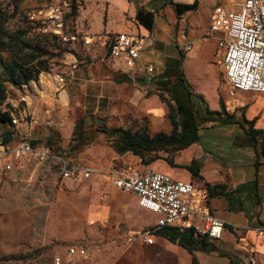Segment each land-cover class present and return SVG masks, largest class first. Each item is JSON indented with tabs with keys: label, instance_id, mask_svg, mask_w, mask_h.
<instances>
[{
	"label": "crops",
	"instance_id": "1",
	"mask_svg": "<svg viewBox=\"0 0 264 264\" xmlns=\"http://www.w3.org/2000/svg\"><path fill=\"white\" fill-rule=\"evenodd\" d=\"M116 2L118 4L115 7L119 9L130 8L133 18L138 8L146 4L143 0L135 3L132 1L131 4L125 0H122V3ZM221 2L222 0L219 3ZM150 11L154 12V10ZM27 24L33 26L29 22ZM33 31L38 32L40 40L30 41L27 34L24 40L32 43L33 47L39 46L55 56L42 57L48 66L49 73L42 72L38 76V81H30L27 84L26 93L21 88L14 87L25 95L26 103L20 104L19 101L15 102L8 98L6 105L11 108L10 119L20 117L16 114V108L26 105L27 107H23V113L26 116L33 115L42 118L43 123L47 124L45 120L50 118V112L46 111L47 115L43 113L44 104L42 102L48 101L39 98L42 93L41 83L45 81L47 94L52 84L61 89L56 95L58 94V101L64 106H68L70 98L77 97L78 94H81L84 100L92 99L95 102V106L92 107L93 114L107 118L109 121L107 125L109 123L114 125L125 113L133 117L139 113L149 116L151 127H157L161 122L164 123L165 109L156 95L148 94V85L155 81L164 82L171 77L168 68L171 64L170 47L161 45L152 35V30L148 31L140 27L139 32L134 34L145 40L141 63L154 66L155 77L151 81L136 71H130L121 61L109 58L114 62V69L112 67V71L107 70V74L101 72L96 75L92 64L79 65L77 58L80 57L77 52L71 51L70 48L69 51H58L47 43L52 40L51 36L43 34L39 28ZM116 33L133 34L124 32V29L110 34L104 46L106 56H108V39ZM82 38H87L86 40L89 41V44L85 45L93 42L90 37L80 36L81 41ZM184 38L186 39L185 36ZM209 40L212 43L214 57H216V42L210 38ZM44 43L46 45H43ZM75 43L70 42V45L73 46ZM184 52L180 51L179 54H184ZM2 57L4 61L10 62L11 56L6 52L2 53ZM216 58L219 59L221 66L219 56ZM58 60L61 67L67 71L66 76L71 79V83L64 87H59L55 82V77L50 75V71L52 72L53 67H56L55 61ZM46 76L51 78L53 83L50 79L46 82ZM1 77L0 71V79ZM75 81L78 82L75 83L77 87L74 84ZM177 82L178 80L175 83ZM198 91V95H206L201 88ZM211 93L212 103L208 110L219 112L222 104L224 111L228 116H232V119H229V122L214 125L215 127H208L209 129L206 130L198 125L199 140L196 143L171 155L160 153L161 157L165 155L159 159L162 162H156L158 161L156 160L151 166H158L162 170L160 172L173 179L193 181L207 191L210 188V192L208 191L209 209L224 224L220 239L207 240V245L194 247L192 253L179 245V239L171 240L191 228L194 229V236L197 239V232L202 223L201 219L196 217L188 223L190 227L179 225L164 229L155 236L152 245L138 241L129 242L130 237L153 226L158 220V215L140 207L136 196L117 190L113 186L112 177L121 174L133 165L137 168L151 166H141L140 159L129 152L121 154L114 151L111 160H107L101 170L92 174L88 180H83L79 184L63 182L71 191L60 198L63 199L60 203L48 210L39 225L42 227L41 235L33 240L38 258L43 262L48 261V264H55L56 259H59L60 264H105L106 261L109 264H249L245 257L246 254L252 253L256 258V264H264V94L239 92L231 98L224 82L221 84L219 79H215ZM29 95L32 97V102L28 104ZM252 101L254 104L250 105ZM173 104L175 105L174 102ZM246 121H254V123L249 125ZM35 122L32 124H28L27 121L21 122L17 127L12 126L10 122L0 124L2 130L0 136L4 141L8 136L10 139L8 142L16 143L23 135L18 127L25 125L26 130L31 133L34 126L39 125ZM113 128L115 127H108V129ZM250 129L255 131L254 136L248 133ZM27 140L41 145L37 140L28 138ZM43 146L50 147L55 155L65 158V153L49 145ZM167 156L173 160L174 166H170L164 160ZM60 160L55 156L46 164H36L31 160H23L20 164L13 162V168L6 172L0 171V176L7 175L3 184L10 188L17 180H26L29 166L47 165L50 167L60 165ZM192 163H194V168L199 169L198 177H194L188 169ZM122 165L130 166L122 168ZM62 201L67 203H62ZM42 206L38 207L41 208L40 211H46V207ZM105 244L114 246L116 250L112 254L97 252L95 255L88 254L84 258H71L68 254L70 247H95L94 245L104 246Z\"/></svg>",
	"mask_w": 264,
	"mask_h": 264
},
{
	"label": "rangeland",
	"instance_id": "2",
	"mask_svg": "<svg viewBox=\"0 0 264 264\" xmlns=\"http://www.w3.org/2000/svg\"><path fill=\"white\" fill-rule=\"evenodd\" d=\"M116 1L122 3V0H0V6L8 14L14 13L13 18L6 24V29L10 33L28 29V40L35 42L40 40V35L33 30L39 26L28 25L26 13L38 11L48 5L61 4L65 16V28L68 32L77 34L79 40L72 46L70 43H62L52 37V40L47 43L61 52L67 51L69 48L72 49L71 51L77 52L80 57L77 58L79 65L92 64L95 74L98 75L101 72L107 74V70L112 71V67L114 69V62L109 60L104 52L106 38L120 29L136 34L142 27L131 15L130 8L119 9L115 7L118 4ZM132 1L135 3L138 0H125L129 4ZM143 1L146 4L142 7L154 10L155 25L151 32L152 35L161 45L170 47L171 64L168 65V68L171 77H166L168 80L164 82L155 81L148 85V94L156 95L165 109L164 123L161 122L157 127H151L149 116L139 113L133 117L131 114L125 113L117 123L107 125L109 122L107 118L93 114L92 107L95 106V102L89 98L84 100L81 94L74 98L71 97L68 106L62 105L58 101V94L56 95L61 89L55 87L52 84L53 80L46 76V82L49 79L52 82L51 90L47 94L48 92L45 91L46 84L43 81L40 88L42 93L39 98L48 101L42 102L44 104L43 113L47 115L46 111L50 112V118L45 120L47 123L45 124L42 118L33 115L26 116L23 113V107H27L26 105L18 106L16 114L23 118L24 123L27 121L28 124H32L36 121L39 124L34 126L31 133L26 130L25 125L19 126L18 129L23 134L22 138L37 140L41 145H49L55 150L65 153V159L69 163L100 171L106 161L111 160L114 151L116 152L114 139L101 132L104 128L113 126L131 131L147 129L150 135L170 132L171 125L167 119V114L170 106L174 105L175 82L180 77L186 79L187 93L190 96L191 105L196 111L198 124L203 130L209 129L208 127L211 126L215 127L214 125L220 124L226 119V116L218 118L206 112L208 107L211 108V88L215 79H219L221 84L224 82L223 69L219 65V59L216 58L218 55L214 57L212 43L208 37H205L210 24L211 10L220 0ZM194 1L198 2L197 10L183 15L176 14L171 4H191ZM182 35L192 43L190 51L184 52L178 48L177 43ZM80 36L90 37L93 42L90 45H85L80 40ZM180 51L184 54L180 55ZM59 60L55 61L56 67H53L52 72L50 71L52 77L56 74L68 75L67 71L61 67ZM115 69L117 68L115 67ZM75 83L78 82L75 81ZM140 84L143 85V83ZM75 86L77 87L76 84ZM4 87L7 99L19 101L20 104L26 103L20 101L25 95L19 89L12 87L9 83H6ZM200 88L205 91V96L198 95ZM7 99L0 104V112L7 109ZM27 101L28 104L32 102L31 95ZM249 104L254 103L252 101ZM39 122L43 124L41 125ZM22 127L23 130L21 131ZM1 133L2 130L0 129ZM156 162H162V160ZM137 165L139 166V164ZM129 166L122 165V168ZM151 167L162 171L158 166L153 165ZM129 168L137 167L133 165ZM27 172L26 180H17L10 188L3 184L7 175L0 176V264H46V262L48 264V261L43 262L38 258L34 250L33 240L41 235L42 227L39 225L48 210L60 203L63 200L60 198L68 195L71 191L60 179L59 165L50 167L32 165L28 167ZM39 206L46 207V211H40ZM94 246L82 248L87 250L90 255H95L97 252L108 255L116 250L114 246L107 244ZM105 264H109V262L106 261Z\"/></svg>",
	"mask_w": 264,
	"mask_h": 264
},
{
	"label": "built area",
	"instance_id": "3",
	"mask_svg": "<svg viewBox=\"0 0 264 264\" xmlns=\"http://www.w3.org/2000/svg\"><path fill=\"white\" fill-rule=\"evenodd\" d=\"M27 20L34 25L40 24L39 30L62 43L77 42L79 36L65 28L63 6L48 5L43 9L26 13ZM206 37L215 40L216 55L219 56L224 73V84L229 97L234 98L239 92L264 94V0H222L213 8ZM82 38L84 44H89ZM144 38L128 33H116L109 37L107 55L109 59L119 60L130 71H136L148 81L155 77L152 64L141 63ZM180 50L190 51L192 43L184 36L177 43ZM55 82L59 87L71 83L63 74H56ZM25 93L28 86L20 87ZM26 102L24 96L20 100ZM22 117H12L10 124L17 127L23 122ZM60 158V179L63 182L79 184L88 180L92 169L69 163L64 157L55 155L50 147L36 145L25 138L16 143L4 142L0 136V171L13 168V162L20 164L31 160L44 164ZM113 186L122 192L137 197L143 209L158 215L156 223L129 238V242H141L152 245L155 236L164 229L188 224L196 217L201 219L197 235L207 240L220 239L224 224L217 219L208 206V191L200 188L193 181L176 180L169 175L151 167L127 168L121 174L112 177ZM264 230V229H263ZM71 258H84L88 251L83 248L70 247ZM249 264H256L254 254L245 257ZM55 264H60L59 259Z\"/></svg>",
	"mask_w": 264,
	"mask_h": 264
},
{
	"label": "trees",
	"instance_id": "4",
	"mask_svg": "<svg viewBox=\"0 0 264 264\" xmlns=\"http://www.w3.org/2000/svg\"><path fill=\"white\" fill-rule=\"evenodd\" d=\"M171 4L178 15L194 12L198 8L197 1L191 4ZM13 16L14 13L12 15L8 14L0 6V71L2 73L0 79V104L7 99L4 87L6 83H9L13 87L20 88L22 85H27L30 81H38V76L42 72L49 73L46 62L42 57L55 56L49 54L47 50L39 46L33 47L32 43H27L24 37L29 31L28 29L21 32L10 33L6 29V24ZM154 20V12L144 7L138 8L135 21L139 26L151 31L154 26ZM3 52L11 56L10 62L4 61L2 57ZM180 55L183 54L181 53ZM186 85V79L183 77H180L176 83L173 98L175 105L170 106L168 113V119L172 127L169 134L158 133L150 135L147 129L131 131L122 127L113 129L104 128L101 132L107 137L114 139V147L118 153H131L140 159L143 166H149L156 160L161 159L160 153L171 155L180 150H184L199 140V124L196 111L191 105L190 96L187 93L188 87ZM7 108L6 111L0 112V124H7L11 120V108ZM206 112L218 118H224L226 116V119L222 122H229V119H232V116L226 114L222 104L221 111L210 112L208 110ZM246 123L252 125L254 121H246ZM248 133L254 136L255 131L250 129ZM9 140V137L6 136L4 142H8ZM164 160L170 166H174L173 160L168 156L164 158ZM194 167V163H192L188 169L194 177H198L199 169ZM208 191L210 192V188ZM194 234L195 231L191 228L186 230L185 233L178 234L176 238H172L171 240L175 241L179 239V245L192 253L194 247L207 245L206 238L197 235V239H195Z\"/></svg>",
	"mask_w": 264,
	"mask_h": 264
}]
</instances>
